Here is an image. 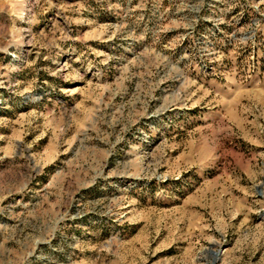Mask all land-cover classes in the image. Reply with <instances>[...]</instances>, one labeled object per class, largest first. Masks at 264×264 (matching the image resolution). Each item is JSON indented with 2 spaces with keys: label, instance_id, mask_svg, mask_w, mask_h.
<instances>
[{
  "label": "rangeland",
  "instance_id": "1",
  "mask_svg": "<svg viewBox=\"0 0 264 264\" xmlns=\"http://www.w3.org/2000/svg\"><path fill=\"white\" fill-rule=\"evenodd\" d=\"M0 264H264V0H0Z\"/></svg>",
  "mask_w": 264,
  "mask_h": 264
},
{
  "label": "water",
  "instance_id": "2",
  "mask_svg": "<svg viewBox=\"0 0 264 264\" xmlns=\"http://www.w3.org/2000/svg\"><path fill=\"white\" fill-rule=\"evenodd\" d=\"M215 254H217V253H215Z\"/></svg>",
  "mask_w": 264,
  "mask_h": 264
}]
</instances>
